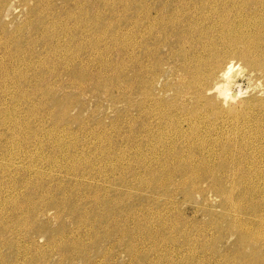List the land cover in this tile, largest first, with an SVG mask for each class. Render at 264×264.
Segmentation results:
<instances>
[{"label":"rangeland","instance_id":"1","mask_svg":"<svg viewBox=\"0 0 264 264\" xmlns=\"http://www.w3.org/2000/svg\"><path fill=\"white\" fill-rule=\"evenodd\" d=\"M189 1L0 0V264H264V72L229 40L212 51L237 64V99L213 93L224 112L192 133L160 131L124 102L138 100L137 61L146 73L158 58L168 75L181 65L165 36L136 57V11L159 22ZM224 7L240 21L239 2ZM207 34L173 33L171 48Z\"/></svg>","mask_w":264,"mask_h":264},{"label":"bare ground","instance_id":"2","mask_svg":"<svg viewBox=\"0 0 264 264\" xmlns=\"http://www.w3.org/2000/svg\"><path fill=\"white\" fill-rule=\"evenodd\" d=\"M225 2L221 1V0H190L188 3L179 2L177 4L176 8H174L173 10H170L169 12H167L163 16L161 15L162 19L159 22H157V21L151 22L150 21V17L148 15V13H150L151 9L150 10L149 9H147V10L138 9L136 11V14L134 15V18H135V20H134L135 21L134 36L135 37L139 36V38H140V40L136 41V48L138 49V53H137L136 57L139 59V57H141L143 54H145L148 51L150 45L156 44L158 42V40L163 39V37L165 36V45L168 48L167 57L172 58L174 56V57H177L178 59H181V65L179 66V73L175 69H173L169 75L166 71L167 68L164 67L165 61L161 58H158L153 63L152 70L150 73H146V67L138 66V61H137V67L138 68L135 69V70H137L135 73V78L133 79V82L130 85L133 88V90L135 91V95L138 94V100H135V103H134V102H131L128 98H126V101H124V102L126 104L130 105V107L134 111L139 113L138 115L142 118L143 122H145L146 120H149V119H153V121L148 122V124L152 125V124L156 123L157 128L160 131H162L166 128H171V127L173 130H177L178 128H179V130H185V127H187L192 133L193 131L200 129L199 125L207 122L206 120L208 119L207 115L209 114V112H211V111L220 112L224 109V107H222V103L215 99V95H212L213 93L217 94V91H218L219 95L223 96L224 99H228L230 96V99L233 98L236 100L237 97H234L231 93L229 95V87L231 89L232 86L236 83L235 80H237V79H235L233 74H234V70H235V67L237 64L234 62H231V61H230V63H228L225 61V59L223 60L224 61V63H223L222 62L223 58L221 56H219L217 54L212 55V53H211L212 51L217 52L221 48V46L226 45L227 40L230 41V42L228 41L230 43L229 45L234 48L232 53L238 55L240 57V59H242V61H245L249 68L257 69L259 71L264 72V47H263L264 43L262 42L264 39V0H225ZM238 2L240 3V8L238 10V13L240 14L238 16L240 18V21L233 19L230 23V20L227 18L230 16V9L225 8L224 6L226 4L230 5V3H231L232 7H234V5ZM136 3H138V2H136ZM137 5H139V4H137ZM211 5H212V7H211ZM147 11H149V12H147ZM246 11H248L250 14L248 16H243L242 13H244ZM250 19H255V20L252 23L250 21ZM204 29L206 31H208V34L203 40L198 41L199 44L191 46L190 49L188 50V52H186V53H183V54L177 53L178 55H175L176 53L171 48L172 38H174V36H176V35H173V33L178 35L177 43L183 44L185 42V40L188 38V36L191 35L193 32L198 31V30H204ZM218 30L222 33L224 39L226 40L225 43L216 39L215 34ZM187 32H189V34H187ZM232 32L235 35H233ZM205 39H208L210 41H207ZM202 42H203V44H202ZM197 45H202V49L201 50L196 49L195 47ZM210 45L215 46V47L212 48V47H210ZM141 52H142V54H140ZM162 65H164V66H162ZM167 75L169 78L174 77L175 80L172 83L166 81ZM77 81H75V82H77ZM161 82L163 83V85H162V87H160V90H159L157 87L159 86V84ZM169 93H171L169 95L171 98L169 100H162ZM224 101L227 102L226 100H224ZM232 104H233V102H232ZM250 107H252V106L250 105ZM245 108L248 109V107H245ZM178 112L181 116L180 117L181 119H178L177 121H175L172 118V114L176 115V113H178ZM222 112H224V110ZM220 116H222V115H220ZM235 117H236V115H235ZM246 117H247V115H246ZM218 119H219V117H218ZM243 119L244 118H242V120ZM260 119H259V121H260ZM227 120H229V119H227ZM235 120H236V118H235ZM256 121H258V120H256ZM217 122H218V120H217ZM228 122H230V121H228ZM249 123H251V122H249ZM256 123L258 124V122H256ZM212 124L214 127V123H212ZM222 124H225V122ZM205 125H207V124H205ZM253 125H254V122H253ZM221 126H223V125H221ZM236 126L238 127V125H236ZM258 126H260V124ZM226 127L228 128V126H226ZM237 127H234V128L237 129ZM243 127H245V126H243ZM205 128H207V127H205ZM260 132H262V131H260ZM263 132H264V130H263ZM196 133H198V132H195V134ZM235 133H237V132H235ZM192 135H194V133ZM236 135H238V134H236ZM243 136H245V135H243ZM254 137L257 138V136H254ZM68 138H69V136H68ZM201 138H202V136H201ZM198 139H200V138H198ZM248 139H249V137H248ZM258 141H259V138H258ZM248 143L250 144V142H248ZM239 144H241V143H239ZM233 147H235V146H233ZM253 148H254V146H253ZM235 149H237V147ZM254 151H256V150H254ZM253 155H255V154H253ZM255 157H257V155ZM260 160H259V162H260ZM193 163H195V162H193ZM202 163H203V161H202ZM233 164H234V162H233ZM254 164H255V162H254ZM196 167H197V165H196ZM208 167H207V169H208ZM210 167H212V166H210ZM239 167L241 169L242 166H239ZM75 168H77V167H75ZM61 169H63V168H61ZM232 170H236V169H232ZM160 171H161V169H160ZM238 172H240V170ZM249 172L251 174V171H249ZM235 173H237V172H235ZM247 173H248V171H247ZM180 174H183V172H181ZM232 174H234V173H232ZM257 174H258V172H257ZM192 175L193 174H191V176ZM201 175L202 174L200 173L199 178L203 177V176L201 177ZM210 175L213 176V174H210ZM244 175H246V174H244ZM188 176H190V175H188ZM196 176H197V174H196ZM262 176H264V175H262ZM153 177L155 179V176H153ZM166 177H167V175H166ZM233 177H238V176H233ZM243 177H245V176H243ZM252 177L253 176H251V178ZM154 179H152V180H154ZM165 179H167V178H165ZM248 179H249V177H248ZM263 182H264V180H263ZM215 183H217V182H215ZM252 183H253V181H252ZM154 185L157 186L156 184H154ZM189 185H191V184H188L187 186H189ZM215 187H213V188H215ZM232 188H233V186H232ZM155 189H156V187H155ZM184 189H186V188H184ZM252 189H253V186H252ZM262 190H263V188H262ZM253 192H255V191H252V194H253ZM254 194H256V193H254ZM87 198H90V197L88 196ZM230 203H228V204H230ZM239 208H240V204H239ZM262 210H264V209H262ZM80 211H82V210H80ZM236 211H237V209H236ZM239 212H241V211H239ZM76 213L78 214V212H76ZM80 216H81V214H80ZM82 219H84V218H82ZM248 224H249V222H248ZM251 230H252V228H251ZM262 231H264V230H262ZM262 241H264V239H262ZM262 244H264V242ZM248 262H250V260Z\"/></svg>","mask_w":264,"mask_h":264}]
</instances>
